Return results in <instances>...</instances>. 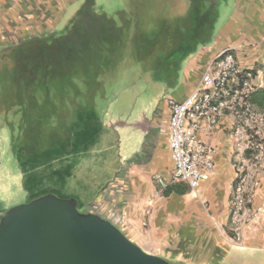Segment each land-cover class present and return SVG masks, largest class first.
<instances>
[{
	"label": "rangeland",
	"instance_id": "rangeland-1",
	"mask_svg": "<svg viewBox=\"0 0 264 264\" xmlns=\"http://www.w3.org/2000/svg\"><path fill=\"white\" fill-rule=\"evenodd\" d=\"M86 1H74L55 29L0 45V214L48 195L87 214L136 148L138 122L171 93L166 65L157 63L166 50L158 29L194 1L95 0L93 9L117 30L82 32L83 22L69 27H76L74 37L66 28ZM209 3L206 34L193 47L209 43L235 6L195 0L202 9ZM61 35L71 39L67 48L52 39ZM75 40L91 46L81 51ZM48 53L56 59L46 69Z\"/></svg>",
	"mask_w": 264,
	"mask_h": 264
},
{
	"label": "crops",
	"instance_id": "crops-1",
	"mask_svg": "<svg viewBox=\"0 0 264 264\" xmlns=\"http://www.w3.org/2000/svg\"><path fill=\"white\" fill-rule=\"evenodd\" d=\"M74 1L0 0V45L55 29ZM234 5L209 43L190 48L191 55L174 66L171 93L152 109L150 118L138 122L137 146L127 164L88 206V213L111 221L145 251L181 264H264L263 175L253 193L255 215L241 226L239 240L232 228L230 201L237 172L231 116L216 125L198 121V138L212 147L210 177L195 189L185 182H169L173 161L168 100H183L209 86L211 65L224 51L234 54L242 70L264 73V0H234ZM252 101L264 109V89L254 92ZM158 176L169 182L167 187Z\"/></svg>",
	"mask_w": 264,
	"mask_h": 264
},
{
	"label": "built area",
	"instance_id": "built-area-1",
	"mask_svg": "<svg viewBox=\"0 0 264 264\" xmlns=\"http://www.w3.org/2000/svg\"><path fill=\"white\" fill-rule=\"evenodd\" d=\"M211 83L183 100H168L170 106L169 148L173 161L171 183L185 182L191 189L207 180L214 170L212 147L197 134L198 121L210 125L231 116L230 132L235 146L236 182L230 201L233 232L239 240L241 226L250 221L257 178L264 176V109L255 107L254 92L264 89V73L242 70L231 51L221 52L211 65ZM164 187L168 181L158 176Z\"/></svg>",
	"mask_w": 264,
	"mask_h": 264
},
{
	"label": "water",
	"instance_id": "water-1",
	"mask_svg": "<svg viewBox=\"0 0 264 264\" xmlns=\"http://www.w3.org/2000/svg\"><path fill=\"white\" fill-rule=\"evenodd\" d=\"M0 264H171L132 242L111 221L44 196L0 220Z\"/></svg>",
	"mask_w": 264,
	"mask_h": 264
},
{
	"label": "trees",
	"instance_id": "trees-1",
	"mask_svg": "<svg viewBox=\"0 0 264 264\" xmlns=\"http://www.w3.org/2000/svg\"><path fill=\"white\" fill-rule=\"evenodd\" d=\"M193 1H194L193 5L191 6L192 8L190 7V9H187V11L184 12L183 16L178 15V18L177 15L175 14L172 16L173 18L172 25H170L169 22L166 26H164V28L158 29V34L160 35L161 33L160 37L165 38V41L162 45L165 46L166 50L163 54H161L157 58L158 61L157 63L158 64L165 63L166 65L165 74H170V77L172 74L175 73L174 66H176V64L178 65V63L184 61L189 55H191L190 48L191 49L193 48L194 40L206 34V30H204L203 23L207 20V14H209L208 8L210 11L212 8L207 7L202 9V7L197 6L195 4V0ZM94 5H95V0H87L84 6L78 11V14L75 15L71 24H69L66 30L69 31L70 33H74L76 31L75 30L76 27L74 28L72 27L71 28L72 31H70L69 27L72 26V24L73 26H77V27L83 26V22L84 24H86V27L83 30H80L82 32L85 31L86 28H89V30L93 29L94 33L96 30L103 33L109 32V34H111L113 30H117L112 18L104 13L101 12L99 13L97 10H94L93 9ZM83 17L85 19L82 21ZM77 33L78 31L72 34V36L77 37L78 36ZM80 37L83 38V36L81 35ZM52 39L56 41L60 40L61 41L60 46L62 49L67 48L66 44L71 40L68 37L66 38V36L64 35H61L57 38L56 36H52ZM84 42H85L84 40H80V41L75 40V43L78 45L76 49H79L81 51L83 49L87 51L91 45H84ZM47 55L48 57L45 58L46 65L44 66V68L46 69L51 67L50 63L54 62V60L56 59L54 57H50L49 53ZM72 59L73 57L71 58V60ZM80 71H82V69H80L78 73H81ZM168 189L171 190L175 188L168 187Z\"/></svg>",
	"mask_w": 264,
	"mask_h": 264
}]
</instances>
